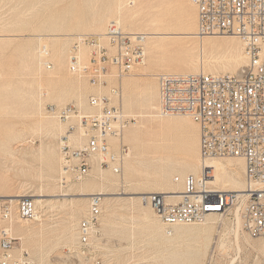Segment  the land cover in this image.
Wrapping results in <instances>:
<instances>
[{"label": "rangeland", "instance_id": "1", "mask_svg": "<svg viewBox=\"0 0 264 264\" xmlns=\"http://www.w3.org/2000/svg\"><path fill=\"white\" fill-rule=\"evenodd\" d=\"M141 1L148 7L145 5L138 15L142 18H137L130 27L122 14L140 0H135L133 5L129 0H0V195H35L30 197L40 216V220L34 216L20 220L15 214L7 223L16 239L10 251V264H178L176 258L181 259L179 264H264V237L252 238L242 230L235 208L223 216L216 214L212 228L206 233L208 239L203 237L205 233L197 231L204 227L203 222L188 225L197 226L193 229L171 228L169 233L174 239L164 242L137 214L138 207L151 210L150 205L138 198H127L129 192L151 193L174 187L173 177L181 180L193 174L187 171V166L199 156V128L188 116H159L156 108L151 111L157 120H162L160 125L142 127L145 119L137 115L144 111L148 90L156 100L153 103L158 105L157 75L185 71L187 57L197 58L201 43L204 55L218 62L214 73H233L239 63H248L242 42L236 36L218 34L200 39L185 34L196 29V8L191 0ZM150 18L152 23L160 19L156 21L159 25L152 24ZM110 21H117L125 31L138 34L155 31L154 27L158 26L159 34L152 40L159 49L156 51L146 43L149 38H144L143 64L119 76L116 67L103 63L105 72L109 73H100L93 83L95 74L90 57L97 44L110 49L107 38L100 36ZM83 33L92 34L93 41L78 46L83 47L84 54H78V49L79 69L71 71L69 55L74 36ZM41 44L49 50L50 69L40 54ZM56 44L62 47L60 60L56 58ZM239 50L241 59H236ZM91 95L107 98L106 108H122L128 124L119 137L108 139L113 152L118 153L121 145L126 151L119 174L110 166H101L99 156L94 155L89 157L86 176L77 180L72 173L63 171L62 147H80L85 143V136L76 143L68 135L78 136L86 131L81 124L82 115L102 112L89 106ZM65 107L71 109L66 116L61 115ZM49 122L55 125L53 131L47 127ZM131 157L142 159L145 164L142 167L136 164V169L131 171L126 166ZM2 165H8L9 172ZM147 169L149 174L145 175ZM182 171H186L183 176ZM87 183L104 184L108 192L121 194L110 199L112 210L103 203L98 233L93 237L94 251L82 253L77 224L86 212L87 200L61 194L77 192ZM40 194L43 196L39 197ZM36 199L42 200L38 203ZM11 204L16 209L17 200ZM151 211L152 221L160 222ZM18 218L34 230L24 236L23 242L15 228ZM65 226L70 232L63 235ZM170 255L175 256L173 261L167 259Z\"/></svg>", "mask_w": 264, "mask_h": 264}, {"label": "built area", "instance_id": "2", "mask_svg": "<svg viewBox=\"0 0 264 264\" xmlns=\"http://www.w3.org/2000/svg\"><path fill=\"white\" fill-rule=\"evenodd\" d=\"M192 3L197 14L196 34L237 36L244 44L248 63L234 73L158 74L159 113L185 114L198 124L199 155L203 161L241 158L245 186L240 192L210 187L211 174L203 166L198 175L184 177L178 200H169L158 192L143 194L141 200L152 207L168 231L173 225L199 224L210 213L223 216L235 208L241 229L252 238L264 237V0H192ZM105 35L110 49L95 44L97 48L90 57L95 74L93 83L105 72L103 63L116 67L119 76L144 63V34L127 32L117 21H110ZM92 41V34L74 36L69 55L71 71L79 69L78 46ZM41 52L47 68H52L46 46L41 47ZM105 101L107 98L103 96H89V106L102 112L81 116L87 137L82 146L62 147L63 171L72 173L77 180L86 176L89 157L94 155L99 156L101 166H110L114 173L122 170L126 149L121 145L118 153L111 151L108 137H119L128 122L120 106L106 108ZM69 111L70 108H62L61 115L66 116ZM11 201L0 197V264L11 263L10 251L16 240L7 223L16 212L23 220L33 218L35 213L30 196L19 197L16 209ZM102 207L103 195L94 193L87 197L86 212L77 224L82 253L94 251L93 237L98 233Z\"/></svg>", "mask_w": 264, "mask_h": 264}, {"label": "bare ground", "instance_id": "3", "mask_svg": "<svg viewBox=\"0 0 264 264\" xmlns=\"http://www.w3.org/2000/svg\"><path fill=\"white\" fill-rule=\"evenodd\" d=\"M136 1H138V0H136ZM147 1V0H146ZM192 1V0H191ZM40 2V1H39ZM119 2V1H118ZM129 4H131V5H133V4H135V0H129ZM136 6L134 7V8H131L130 10H127V11H125V13H123L122 14V17H123V19H124V21L126 22V23H129L130 24V27H132L131 26V24H133V23H136V21L139 19V18H142V16L141 17H138V15L141 13V12H143L144 11V9H145V5H146V3L145 4H143V2L140 0V2H136ZM148 4V3H147ZM193 4V3H192ZM123 6V5H122ZM147 6V5H146ZM120 7V6H119ZM148 7V6H147ZM146 7V8H147ZM118 8V7H117ZM148 10V9H147ZM146 11V10H145ZM118 13H120V12H118ZM142 14V13H141ZM118 16H120L119 14H118ZM140 16V15H139ZM144 16H145V12H144ZM143 16V17H144ZM119 18V17H118ZM117 18V19H118ZM138 18V19H137ZM146 18V19H145ZM145 18H143V19H145V20H148L149 19V17H148V19H147V17H145ZM155 17H153V19H154ZM152 18H150V22L152 23V21H153V19L151 20ZM158 19V18H157ZM136 20V21H135ZM160 20V19H159ZM159 20H155L153 23L154 24H156V21H158L159 22ZM143 21L144 20H142V23H143ZM149 21V20H148ZM120 22V21H119ZM146 22V21H145ZM144 22V23H145ZM149 22V23H150ZM157 22V24L159 25V23ZM195 22V21H194ZM138 23V22H137ZM152 23V24H153ZM156 24V25H157ZM98 25H100V23H98ZM134 25V24H133ZM155 25V26H156ZM147 26H151V25H148L147 24ZM196 26H197V14H196ZM158 29V26L157 27H154V29ZM152 29H153V25H152ZM156 29H155V31H153V30H151L152 32H145L144 31V37L145 38H149L148 39V41H147V39H146V43H148V44H150L151 46H154L155 47V50L157 51L159 48H158V46L159 45H157V43L155 42V41H153L152 39H153V37L156 35H158L159 34V32L158 33H156L157 31H156ZM101 33V32H100ZM131 33H135L134 31L133 32H131ZM141 33V32H140ZM139 33V34H140ZM197 32H196V29H195V31H191V32H187V33H185V34H188V35H192V36H197V38H200V39H202V37L203 36H199L198 34H196ZM67 34H69V33H67ZM142 34V33H141ZM164 34V33H163ZM173 34V33H172ZM180 34V33H179ZM47 35V34H46ZM49 35V34H48ZM51 35V34H50ZM55 35V34H54ZM53 35V36H54ZM62 35V34H61ZM64 35V34H63ZM62 35V36H63ZM161 35V34H160ZM181 35V34H180ZM218 35V34H217ZM222 35V34H221ZM40 36H42V35H40ZM38 37V40H41L40 38L41 37ZM58 36V35H57ZM60 36V35H59ZM65 36V35H64ZM100 36H102L103 37V39L104 38H106V35H105V32H103V33H101L100 34ZM155 36V37H156ZM163 36V35H162ZM168 36V35H167ZM232 36H235V35H232ZM55 37V36H54ZM169 37V36H168ZM167 37V38H168ZM237 37V36H236ZM36 38V37H35ZM43 38V37H42ZM47 38V37H46ZM51 38V37H50ZM56 38V37H55ZM49 39V38H48ZM97 39H99V37H97ZM242 42V41H241ZM98 43H99V41H98ZM152 43L153 44H155V45H152ZM58 44V43H57ZM56 44V48H55V51H56V58H57V60H60V58H61V53H62V47L60 46V45H57ZM200 45V44H199ZM243 42H242V48H243V50H244V47H243ZM42 46H46L45 44H41V47ZM83 46H85V45H83ZM95 46V45H94ZM34 47V46H33ZM41 47H39L40 48V54L42 55V52H41ZM200 47H201V52H199V54H198V56H197V58L196 57H193V56H191V57H187L188 59H187V61H186V67L184 68V70L185 71H183V72H179V73H198V72H205V73H214V72H216V67H217V65H218V62H217V60L216 59H214V58H212V57H208V56H206V55H204V51H202V43H201V45H200ZM46 48H47V46H46ZM83 48V47H82ZM81 47L80 48H78L79 49V51H78V54L80 53V54H84V50L82 49ZM48 49V48H47ZM161 49V48H160ZM244 53H245V51H244ZM235 55L237 56H235L236 57V59L237 58H239V56L240 55H242V53H241V51L239 50V51H237L236 53H235ZM246 55V53L243 55V56H245ZM78 56V55H77ZM242 56V57H243ZM247 56V55H246ZM39 57V56H38ZM230 57V56H229ZM241 57V56H240ZM233 58V57H232ZM248 58V57H247ZM78 59H79V56H78ZM235 59V58H234ZM233 59V60H234ZM235 59V60H236ZM239 59H241V58H239ZM226 60V59H225ZM237 61V60H236ZM235 61V62H236ZM243 61V60H242ZM40 62V61H39ZM220 62V61H219ZM238 62V61H237ZM223 64V63H222ZM38 66H39V63H38ZM244 66H246V64H243V63H239L238 65H237V68L233 71V73L234 72H237L238 70H240V68L241 67H244ZM109 72H104V74H108ZM39 74V73H38ZM39 79V78H38ZM157 84H158V82H157ZM40 95V94H39ZM156 98V97H155ZM153 100H155L154 99V97H151L150 96V91L148 90L147 91V98H146V102H145V104H144V111L143 112H141V113H139L137 116H140V117H138V118H141V117H143V119H145V122H142V127H145L147 124H151V125H160V123L162 122V120H160V119H158L157 120V118H155L156 117V115H154V113L151 111L152 109H158L159 108V102H158V105L156 104V102L155 103H153ZM127 101H129V100H127ZM156 101V100H155ZM40 103V102H39ZM126 104V103H125ZM40 105V104H39ZM126 105H129L128 104V102H127V104ZM91 108H93V107H91ZM92 110V109H91ZM159 110V109H158ZM80 115V114H79ZM185 115V114H184ZM158 116V115H157ZM159 116H163V115H161L160 113H159ZM168 116V115H167ZM187 116V115H186ZM40 118V117H39ZM190 118V117H189ZM192 120V119H191ZM137 122V121H136ZM141 122V121H140ZM40 123V122H39ZM196 123V122H195ZM47 124V127H48V129H51V131H53L54 130V123H46ZM197 124V123H196ZM141 125L140 126H138V127H141ZM198 125V124H197ZM58 126H60V124L58 125ZM40 127V126H39ZM38 127V128H39ZM141 127V128H142ZM80 128V127H79ZM198 128H199V126H198ZM35 131V130H34ZM80 132V131H79ZM61 133V132H60ZM86 135V132H85V130H83V131H81L79 134H78V136H75V135H73V134H69L68 136H70V138L72 139V140H74V142H78L79 140H80V137H82V136H85ZM15 136V135H14ZM65 137V136H64ZM86 137V136H85ZM87 138V137H86ZM111 140V139H110ZM112 140H114V139H112ZM111 140V141H112ZM117 140V139H116ZM115 140V141H116ZM108 142H109V139H108ZM161 142V141H160ZM165 143V142H164ZM168 143V142H167ZM109 148H110V150L112 151V145H111V143L109 142ZM8 149H9V147H8ZM194 150V149H193ZM7 151V150H6ZM134 156V155H133ZM187 157H189V156H187ZM199 157V158H198ZM198 157H195V159H197L196 161H192V162H189L188 163V166H187V168H188V170L187 171H190L191 173H193L194 175H198V173L200 172V169L204 166L207 170H209V172H210V178H208V184H209V186L210 187H216L218 190H232V191H235V192H240V191H242L243 190V188H244V186H245V180H244V175H243V162H242V159L241 158H227L225 161H223V160H221V159H217V158H213V159H209V160H205V161H203L201 158H200V155L198 156ZM136 164H138V166L140 165H143V164H145L144 163V160H142V159H139V158H137V157H131L129 160H128V162H127V168L129 169V170H131V171H134L135 169H136ZM4 165H6V164H4ZM4 165H2V166H4ZM8 167V165L5 167L4 166V168L6 169L5 170V172L6 171H8L9 169L7 168ZM142 167V166H141ZM143 168H146V167H143ZM62 170V169H61ZM146 170V169H145ZM4 172V173H5ZM9 172V171H8ZM185 172L186 171H182L181 172V176H183L184 174H185ZM111 174V173H110ZM149 174V171H148V169H147V171H145V175H148ZM154 174V173H153ZM155 176V175H154ZM162 177V176H161ZM175 178H177V177H173V182L175 183V186L173 187H171L170 189H166V190H158V193H161V194H164V195H166V197L169 199V200H172V201H176V200H178L179 198H180V193L182 192V189H181V186L183 185V183L181 184V182L180 181H182L183 182V179L184 178H182L181 180L179 179L178 181H175ZM179 178V177H178ZM114 182V181H113ZM155 182V181H154ZM120 184V183H119ZM123 184V183H122ZM161 187V186H160ZM107 186H105L104 184H102V185H100V186H98L97 184H92V183H87V184H84V185H82L78 190L79 191H77V192H73V193H69V192H65V193H62L61 195L62 196H68V195H78V196H80L79 198L80 199H83V200H87V197L89 196V195H91V194H94V193H97V194H101V195H103V203L106 205L105 207H106V209H108V210H112V203H111V201H110V199H112V198H116V196L118 195V194H121V193H116V192H108L107 191ZM181 189V190H180ZM148 192L149 191H141V192H139V191H134V192H129V193H126L127 194V198H129V199H133V198H138V199H141L142 198V196H143V194H148ZM153 192V191H152ZM123 195V194H122ZM21 196H25V195H21V194H15V195H0V197H3V198H9L10 200H18L19 199V197H21ZM30 196H35V195H30ZM39 197L40 196H43V195H38ZM66 199V198H65ZM70 199V198H69ZM35 200V199H34ZM41 200L42 199H36V201L38 202V203H40L41 202ZM142 201V200H141ZM36 203V202H35ZM37 203V204H38ZM55 206H56V204H55ZM126 206V205H125ZM41 207V206H40ZM53 208V207H52ZM150 208H151V210H153L152 209V207L150 206ZM132 209V208H131ZM150 209H148V208H146V207H138V211H137V214H138V216H140L141 218H143L144 219V221H147V223H148V225H149V227L151 228V229H153L154 230V234H156V235H159V236H161L162 238H163V240H164V242H171L173 239H174V236L172 235L171 236V232L169 233V231L168 230H166V228L164 227V225L162 224V222L160 221V219L158 218V216H157V214L154 212V210H153V212H154V214L157 216V218H158V220L160 221V222H157V221H152L153 220V214H152V211H151ZM102 211H103V209H102ZM16 214H17V212H16ZM18 215V214H17ZM19 216V215H18ZM34 217H35V219H37V220H40V216L37 214V211L34 213ZM19 218H20V216H19ZM19 218H18V221H17V224H16V226H15V228H16V231L18 232V234H19V236H18V239H20L22 242H23V238H24V236H28V235H31L33 232H34V230H32V228H28L22 221H20L21 220V218H20V220H19ZM215 218H216V214H212V213H210V214H208V216L206 217V219L202 222L203 224H204V227H201V229L200 228H197V226L196 227H193V226H188V225H191V224H180V225H173L172 226V228H174V230L175 231H177V230H180V229H183V228H191V229H193V228H197V231H199V232H203V233H205V235L203 236V237H205V239H208V237H209V234L207 235L206 233H207V231L208 230H210L211 228H212V224H213V222H214V220H215ZM208 219V220H207ZM239 226V225H238ZM8 227H10V226H8ZM11 228V227H10ZM11 231H12V229H11ZM68 232H70V228H68L67 226H65V227H63V229H62V234L63 235H66V233H68ZM209 232V231H208ZM197 233V232H196ZM165 234L166 235H168V236H165ZM170 235V236H169ZM197 235V234H196ZM200 235H201V233H200ZM177 236H179V235H177ZM76 237V236H75ZM206 243V242H205ZM204 243V244H205ZM206 245V244H205ZM204 246V245H203ZM204 248V247H203ZM200 249V248H199ZM206 249V248H205ZM204 249V250H205ZM203 251V250H202ZM16 251H14V253H15ZM172 257H175V256H172V255H170V257L169 258H167L168 260H172L173 261V259L174 258H172ZM176 262L178 261V264L181 262V259H179V258H176V259H174ZM169 263L171 262V261H168Z\"/></svg>", "mask_w": 264, "mask_h": 264}, {"label": "crops", "instance_id": "4", "mask_svg": "<svg viewBox=\"0 0 264 264\" xmlns=\"http://www.w3.org/2000/svg\"><path fill=\"white\" fill-rule=\"evenodd\" d=\"M106 73V72H105Z\"/></svg>", "mask_w": 264, "mask_h": 264}]
</instances>
